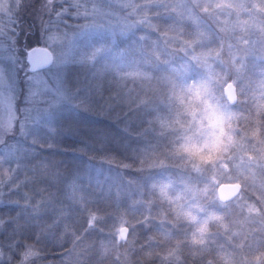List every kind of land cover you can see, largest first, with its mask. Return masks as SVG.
<instances>
[{"label": "trees", "instance_id": "1", "mask_svg": "<svg viewBox=\"0 0 264 264\" xmlns=\"http://www.w3.org/2000/svg\"><path fill=\"white\" fill-rule=\"evenodd\" d=\"M36 4L39 14L32 10ZM13 12L20 16L12 18L15 34L27 49L42 45L41 25L45 36L51 32L67 47L59 68L41 71L45 86L20 83L18 119L0 144V264H17L26 244L43 253L38 264H164L159 254L187 229H170L157 206L142 221L138 195L154 194L153 184L176 177L160 127L170 114L168 86L218 71L188 56L168 59L158 37L176 26L156 12L152 26L125 37L106 31L77 35L92 20L65 0H19ZM255 70L264 79V64ZM257 83L248 95V121H239L244 132L264 126L255 114L264 81ZM235 159L248 161L239 151ZM126 222L138 228L130 241L118 243L117 230ZM259 222L264 229V220ZM261 234L250 258L264 253ZM228 241L216 237L213 252L229 251Z\"/></svg>", "mask_w": 264, "mask_h": 264}, {"label": "clouds", "instance_id": "2", "mask_svg": "<svg viewBox=\"0 0 264 264\" xmlns=\"http://www.w3.org/2000/svg\"><path fill=\"white\" fill-rule=\"evenodd\" d=\"M205 3L235 13L242 25L240 31L251 27L264 33V22L250 24L243 18L245 12L250 13L253 9L258 18H264V0H205ZM247 3H251V8L237 7ZM204 56L209 61L227 59L222 48L206 52ZM229 84L232 87L222 96L218 95L216 82L210 77L168 86L170 114L160 125L167 138L166 155L175 162L177 171L194 177L208 176V182L186 181L177 187L175 181L167 180L151 186L164 218L176 228L187 229L182 238L171 237V245L159 254L164 264H188V261L237 264L229 251L218 248L213 252L216 237L223 236L229 242L241 239L251 222L264 220V197L257 195L255 200L243 199L250 188L264 192V181L257 179L258 170L264 169V126H254L247 133L248 139L259 148L256 152L246 153L252 167L247 174L240 173L235 167V158L245 134L237 114L226 110L224 104L234 107L242 97L233 81H227L224 87ZM255 114L264 119V100ZM130 231L128 222L121 225L117 230V242L127 243ZM121 232L124 233L122 237ZM240 247H243L242 239ZM42 255L38 248L26 244L17 264H38ZM148 255L151 257L150 253ZM3 259L0 252V260ZM244 259L245 264H264V253Z\"/></svg>", "mask_w": 264, "mask_h": 264}, {"label": "rangeland", "instance_id": "3", "mask_svg": "<svg viewBox=\"0 0 264 264\" xmlns=\"http://www.w3.org/2000/svg\"><path fill=\"white\" fill-rule=\"evenodd\" d=\"M62 0H58L61 2ZM71 2L77 13L87 15L91 18V24L77 33H103L109 32L113 35L120 34L123 37L128 36L138 30L145 31V27L152 26L153 16L155 13L163 15V18L174 19L176 29L172 32L168 31L158 37L160 48L162 51L170 55L168 59L174 55L182 59L188 56L193 62L203 66L211 71H218L216 75H212V79L216 81V89L218 95L222 96L225 92L227 81L231 80L235 83L239 92L243 93L244 97L236 106L224 104L226 110L234 111L239 121H248L245 110L248 108V95L251 93V87L258 85L257 82H262L264 79L260 75H255V67L264 64V33L253 30L251 27L246 31H240L241 23L237 19V15L229 9L212 8L210 4H206L205 0H65ZM19 0H0V144L6 136L14 129L18 119V96L17 91H20V83L26 84L31 89H36L45 86L44 73L30 72L27 62V53L31 49L25 47V41L21 44L18 33L12 24V18L17 16L13 12V8H17ZM37 4L32 8L36 13H40V8ZM251 8V3L238 4V8ZM212 8L211 11L208 9ZM35 13V14H36ZM44 15V12H43ZM32 16V13H31ZM30 16V17H31ZM38 18V15L36 14ZM244 19H247L250 24L264 22V18H258V15L253 9L252 12L244 13ZM10 21V25L7 22ZM203 26V29H202ZM35 29V28H34ZM169 28L168 30H170ZM207 29V31H206ZM38 33L41 44L52 51L54 55V63L51 66L55 71L63 64V55L66 53L67 44L64 40L57 36L51 35V32L46 35V30L43 25L38 28ZM17 35V36H16ZM75 38L71 39L69 45H73ZM23 40V39H22ZM223 49L227 55V59L206 60L204 53L215 52L218 49ZM162 59V56H161ZM235 63H232V61ZM217 67V68H216ZM200 79V78H196ZM256 81V82H255ZM245 134L238 151L242 158L245 154L251 152L246 147L258 146L248 139ZM259 147V146H258ZM237 151V152H238ZM235 167L240 173L247 174L252 167L251 162L242 161L236 162ZM177 187L181 182L191 181L197 184L208 182V176H191L185 175L181 171H177L175 164ZM223 176V173H220ZM257 179L264 181V169L258 170ZM152 190V188H151ZM143 191V190H142ZM260 191L259 188H250L244 194V200H255L254 195ZM261 192V191H260ZM264 196V192H261ZM139 204L145 208L143 219L145 223L152 218V210L155 206L159 208L160 219L165 221L169 228H175L172 223L168 222L163 215V210L159 203L155 200V195L149 192H141L138 195ZM243 203V201H241ZM125 223H122L123 225ZM139 225L133 223L129 235V241L134 230ZM121 227V226H120ZM147 228V226H146ZM263 224L259 219L254 220L248 226L245 234L241 238L243 247H240L241 239H235L229 242L230 252L237 255V264H245V257L250 258L248 253L256 247H259V241L262 237ZM262 239V238H261ZM233 254V253H232Z\"/></svg>", "mask_w": 264, "mask_h": 264}, {"label": "water", "instance_id": "4", "mask_svg": "<svg viewBox=\"0 0 264 264\" xmlns=\"http://www.w3.org/2000/svg\"><path fill=\"white\" fill-rule=\"evenodd\" d=\"M27 62L29 64L30 72H39L42 70L49 69L50 66L54 63V55L51 50L42 45H37L32 47L27 53ZM232 85H228L225 88V91H228V88H231ZM121 237L124 235L123 232L120 233Z\"/></svg>", "mask_w": 264, "mask_h": 264}, {"label": "snow or ice", "instance_id": "5", "mask_svg": "<svg viewBox=\"0 0 264 264\" xmlns=\"http://www.w3.org/2000/svg\"><path fill=\"white\" fill-rule=\"evenodd\" d=\"M49 70H51V66L49 67ZM42 94L47 95V88H45Z\"/></svg>", "mask_w": 264, "mask_h": 264}]
</instances>
